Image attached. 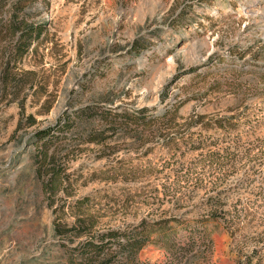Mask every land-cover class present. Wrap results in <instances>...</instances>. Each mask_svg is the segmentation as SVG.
Here are the masks:
<instances>
[{
	"label": "rangeland",
	"instance_id": "obj_1",
	"mask_svg": "<svg viewBox=\"0 0 264 264\" xmlns=\"http://www.w3.org/2000/svg\"><path fill=\"white\" fill-rule=\"evenodd\" d=\"M13 1L0 2V17ZM22 5L46 37L22 64L38 80L18 98L24 111L0 99V264H83L87 233L188 217L210 199L242 214L236 238L214 235L212 264H236L237 246L247 264H264V0ZM177 100L181 116L201 121L165 137L88 142L76 116L85 106L160 112ZM67 116L74 126L56 133L43 159L34 131ZM228 116L234 125L219 127ZM209 150L230 158L210 164ZM164 255L153 245L140 252L151 264Z\"/></svg>",
	"mask_w": 264,
	"mask_h": 264
},
{
	"label": "trees",
	"instance_id": "obj_2",
	"mask_svg": "<svg viewBox=\"0 0 264 264\" xmlns=\"http://www.w3.org/2000/svg\"><path fill=\"white\" fill-rule=\"evenodd\" d=\"M5 0H0L4 2ZM15 0L7 9V14L0 17V99L19 100L21 92H36V71L23 68L27 57L36 52L37 44L46 37L45 25L30 21L23 11V2ZM3 6V5H1ZM36 43V44H35ZM134 45V44H133ZM26 93H24L25 97ZM20 99L21 112L24 106ZM183 101H175L155 112L154 107L138 109H104L103 107L85 106L77 109L78 123L83 122V134L88 142L104 140L109 134H128L135 140H143L155 136L165 137L178 129L176 125H194L201 120L195 114L180 115ZM50 109L47 106L44 112ZM28 124L36 119L32 113L27 115ZM178 119H184L178 123ZM234 116L216 119L219 127L226 129L234 125ZM74 122L68 116L56 121L54 126L36 129L33 133L36 149L43 159L48 157V144L57 137V132L69 131ZM21 125V121L18 126ZM225 151L219 153L209 150L205 159L210 164H218L229 159ZM244 210V209H243ZM248 211L246 210L244 216ZM242 216L240 209L233 205L229 209L219 199H210L195 209L191 216L158 215L144 216L137 222L129 223L121 228H109L94 234H86L77 256L83 264H151L140 258L142 249L153 245L165 253L164 264H212L214 235L228 233L236 238L239 221ZM88 226L84 228L87 230ZM236 264H247L250 257L243 255L237 246Z\"/></svg>",
	"mask_w": 264,
	"mask_h": 264
}]
</instances>
